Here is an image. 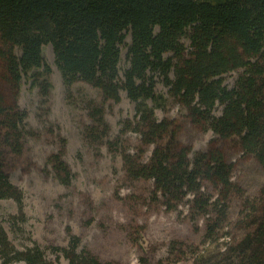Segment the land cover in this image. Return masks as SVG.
Wrapping results in <instances>:
<instances>
[{"label": "trees", "instance_id": "16d2710c", "mask_svg": "<svg viewBox=\"0 0 264 264\" xmlns=\"http://www.w3.org/2000/svg\"><path fill=\"white\" fill-rule=\"evenodd\" d=\"M46 45L68 90L81 84L98 94V100L82 98L89 120L85 140L104 143L119 156L126 179H151L152 192L166 210L186 203L192 225L204 221V247L195 264H264V187L254 202L242 204V218L248 228H256L232 246L229 232L220 235L239 189L220 144L235 142L264 169V0H0V70L12 91L27 86L41 99L49 96ZM231 72L237 77L229 87L224 76ZM157 78L166 92L156 89ZM122 95L133 104L134 117L121 121L111 136L104 109ZM172 104L190 124L213 136L208 148L191 158L178 139L180 125L156 114ZM24 118L0 95L2 144L20 149ZM129 134L138 138L136 150L127 148ZM149 146L144 161L141 154ZM62 153L48 162L67 186L72 174ZM6 199L19 205L22 195L0 157V200ZM62 254L67 264H110L80 248L76 236ZM0 260L59 264L47 260L38 246L14 249L2 229Z\"/></svg>", "mask_w": 264, "mask_h": 264}, {"label": "rangeland", "instance_id": "374dc122", "mask_svg": "<svg viewBox=\"0 0 264 264\" xmlns=\"http://www.w3.org/2000/svg\"><path fill=\"white\" fill-rule=\"evenodd\" d=\"M43 54L51 68L52 84L45 99L29 92L27 86L19 93L12 91L0 70V95L6 106L25 113L20 149L0 142L3 170L22 195L19 205L10 199L0 200V229L9 245L19 251L38 246L47 260L67 264L62 250L76 236L80 248L85 247L102 263L195 264L196 255L204 247V221L194 227L186 217V203L178 210H166L161 197L152 192L151 179H126L119 156L104 143L92 145L85 140L82 132L89 120L82 98L90 95L98 100V94L81 84L68 90L53 63L50 45L44 47ZM121 56L123 66L125 45ZM236 77V72L226 74L224 83L231 87ZM156 89L166 92L160 78ZM104 114L114 136L121 121L134 117V106L122 95L120 102L104 109ZM156 114L180 125L178 139L189 149V158L208 148L212 134L190 124L178 105L172 104L166 112ZM3 129L0 126V132ZM128 138V150H136L137 136L129 134ZM220 148L233 166L231 180L239 187L229 203L228 223L220 230V235L230 233L232 246L246 231L256 228H248L249 222L242 218V204L254 202L264 187V169L233 141L221 143ZM59 150L72 174L67 186L58 182L48 162ZM150 150L149 146L142 152L144 161Z\"/></svg>", "mask_w": 264, "mask_h": 264}, {"label": "built area", "instance_id": "2783aa9c", "mask_svg": "<svg viewBox=\"0 0 264 264\" xmlns=\"http://www.w3.org/2000/svg\"><path fill=\"white\" fill-rule=\"evenodd\" d=\"M135 262V261H134Z\"/></svg>", "mask_w": 264, "mask_h": 264}]
</instances>
